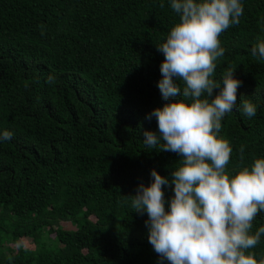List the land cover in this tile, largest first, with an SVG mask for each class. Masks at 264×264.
I'll list each match as a JSON object with an SVG mask.
<instances>
[{
  "label": "trees",
  "instance_id": "obj_1",
  "mask_svg": "<svg viewBox=\"0 0 264 264\" xmlns=\"http://www.w3.org/2000/svg\"><path fill=\"white\" fill-rule=\"evenodd\" d=\"M240 2L212 77L235 68L242 81L218 135L232 149L230 178L264 159V60L251 55L264 42V0ZM177 23L170 0H0V134H13L0 142V264H159L129 195L151 170L170 179L179 166L142 134L157 131L147 114L183 99L165 101L157 87L156 45ZM260 226L264 212L252 232ZM249 253L264 260V236Z\"/></svg>",
  "mask_w": 264,
  "mask_h": 264
},
{
  "label": "clouds",
  "instance_id": "obj_2",
  "mask_svg": "<svg viewBox=\"0 0 264 264\" xmlns=\"http://www.w3.org/2000/svg\"><path fill=\"white\" fill-rule=\"evenodd\" d=\"M170 7L179 23L156 45L164 56L157 87L165 101L183 99L147 114L148 121L156 118L157 131L142 134L148 149L177 154L179 166L170 179L151 170V183H140L129 195L131 207L147 214V239L159 264H258L254 254L245 252L264 236V226L252 232L253 221L264 212V159L254 160L232 178L226 173L232 149L218 135L223 118L237 106L242 81L234 78L235 68H228L221 81L212 78L225 52L219 37L240 23L243 6L240 0H170ZM39 27L43 35L44 26ZM251 55L264 60V42L253 46ZM55 79L50 74L46 82ZM181 80L183 88L177 83ZM242 110L251 118L257 106L244 101ZM12 135L4 131L0 142ZM244 147L239 149L241 160ZM166 187L173 193L168 199Z\"/></svg>",
  "mask_w": 264,
  "mask_h": 264
},
{
  "label": "rangeland",
  "instance_id": "obj_3",
  "mask_svg": "<svg viewBox=\"0 0 264 264\" xmlns=\"http://www.w3.org/2000/svg\"><path fill=\"white\" fill-rule=\"evenodd\" d=\"M65 229H71V225L70 224L66 225Z\"/></svg>",
  "mask_w": 264,
  "mask_h": 264
}]
</instances>
